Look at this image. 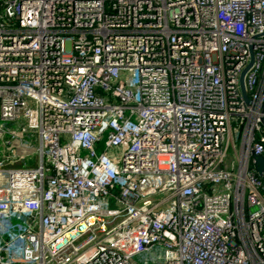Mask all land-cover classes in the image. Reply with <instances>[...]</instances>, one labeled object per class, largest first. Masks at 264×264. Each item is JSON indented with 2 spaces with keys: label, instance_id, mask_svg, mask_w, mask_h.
I'll return each instance as SVG.
<instances>
[{
  "label": "built area",
  "instance_id": "1",
  "mask_svg": "<svg viewBox=\"0 0 264 264\" xmlns=\"http://www.w3.org/2000/svg\"><path fill=\"white\" fill-rule=\"evenodd\" d=\"M259 155L264 0H0V264H264Z\"/></svg>",
  "mask_w": 264,
  "mask_h": 264
},
{
  "label": "water",
  "instance_id": "2",
  "mask_svg": "<svg viewBox=\"0 0 264 264\" xmlns=\"http://www.w3.org/2000/svg\"><path fill=\"white\" fill-rule=\"evenodd\" d=\"M252 61H253V50L250 49V61L246 65V67L242 70V72L240 74V77H239V84H240L241 94H242V97H243L244 101L247 102V103L249 102V98H248V96L246 94V91H245L243 78H244L245 72L250 67ZM254 160H255V164H256L257 173L261 174L263 169H264V158L259 155V156H254Z\"/></svg>",
  "mask_w": 264,
  "mask_h": 264
},
{
  "label": "rangeland",
  "instance_id": "3",
  "mask_svg": "<svg viewBox=\"0 0 264 264\" xmlns=\"http://www.w3.org/2000/svg\"><path fill=\"white\" fill-rule=\"evenodd\" d=\"M5 136L7 137V133H5ZM10 137H8L9 139ZM23 139L28 141L29 137L27 135L23 136ZM2 144V143H1ZM104 145H103V141L100 142L97 145L96 151L99 152L103 149ZM228 155L231 156V152H228ZM33 158H35V155L32 153L27 154V156L23 159V160H18L16 162H14L13 164H10L8 161L4 162V167H24V166H28V167H35L37 165L38 162H36Z\"/></svg>",
  "mask_w": 264,
  "mask_h": 264
}]
</instances>
